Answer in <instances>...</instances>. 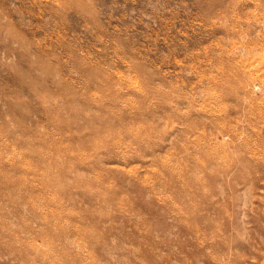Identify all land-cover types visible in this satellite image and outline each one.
<instances>
[{
	"label": "rangeland",
	"instance_id": "obj_1",
	"mask_svg": "<svg viewBox=\"0 0 264 264\" xmlns=\"http://www.w3.org/2000/svg\"><path fill=\"white\" fill-rule=\"evenodd\" d=\"M263 60L264 0H0V264H264Z\"/></svg>",
	"mask_w": 264,
	"mask_h": 264
},
{
	"label": "bare ground",
	"instance_id": "obj_2",
	"mask_svg": "<svg viewBox=\"0 0 264 264\" xmlns=\"http://www.w3.org/2000/svg\"><path fill=\"white\" fill-rule=\"evenodd\" d=\"M264 61V60H263ZM250 65V64H249ZM254 67V66H253ZM263 70V69H262ZM259 74V73H258ZM261 76H263V74H261ZM80 110V109H79ZM111 132V131H110Z\"/></svg>",
	"mask_w": 264,
	"mask_h": 264
}]
</instances>
